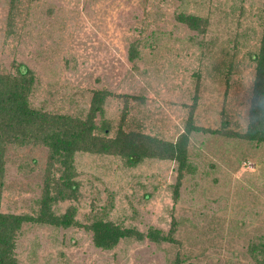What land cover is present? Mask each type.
Instances as JSON below:
<instances>
[{
	"label": "rangeland",
	"instance_id": "rangeland-1",
	"mask_svg": "<svg viewBox=\"0 0 264 264\" xmlns=\"http://www.w3.org/2000/svg\"><path fill=\"white\" fill-rule=\"evenodd\" d=\"M14 8L0 0V71L32 73V108L82 119L101 91L94 123L109 138L120 127L173 143L188 118L204 131L187 135L190 172L178 183L170 160L126 166L75 153L76 198L51 207L56 216L73 207L75 225L23 223L15 264H254L250 248L264 245V144L221 134L246 127L264 0H19ZM178 14L199 18L203 32ZM45 162L41 146L6 148L0 213L36 216ZM96 219L141 234L172 230L173 242L130 237L96 249L85 229Z\"/></svg>",
	"mask_w": 264,
	"mask_h": 264
},
{
	"label": "trees",
	"instance_id": "trees-1",
	"mask_svg": "<svg viewBox=\"0 0 264 264\" xmlns=\"http://www.w3.org/2000/svg\"><path fill=\"white\" fill-rule=\"evenodd\" d=\"M18 1L9 0V8L13 9ZM175 18L176 22L188 30L203 32V24L199 18L185 14H178ZM7 27H11L10 22ZM127 57L130 61L136 57V51L132 46ZM250 60L254 64V75L246 127L242 133L223 132L221 135L249 143L264 144V11L258 52L252 55ZM33 85L32 73L22 65H16L14 73L0 71V194L4 154L8 146H41L46 149L36 216L0 213V264H15L14 242L23 223L44 224L56 228H69L75 225L73 207H67L60 216L54 215L51 211L53 204L76 198L78 184L73 180L75 174L72 166L75 153L117 156L124 160L126 166H133L143 159L170 160L176 162L178 183L183 172H190L185 152L187 135L190 132H204L201 128L193 127L188 118L183 133L173 143L139 132H126L120 127L114 136L109 138L106 133L107 127L103 124L98 127L94 123L96 114L101 113V105L106 96L104 92L92 93L88 111L81 119L32 108L29 96ZM209 133L216 134L217 131ZM85 229L91 233L93 247L103 251L112 249L120 239L130 237L136 240L147 239L155 243L173 242L172 230L165 236L150 229L141 234L98 219L92 221ZM250 253L254 264H264L263 244L252 246Z\"/></svg>",
	"mask_w": 264,
	"mask_h": 264
}]
</instances>
